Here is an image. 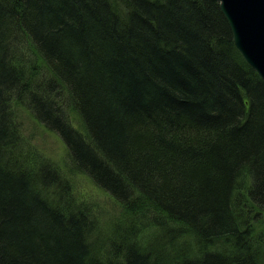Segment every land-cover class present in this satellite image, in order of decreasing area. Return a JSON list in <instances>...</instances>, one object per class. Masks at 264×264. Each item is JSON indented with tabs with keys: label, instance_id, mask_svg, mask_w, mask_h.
I'll list each match as a JSON object with an SVG mask.
<instances>
[{
	"label": "trees",
	"instance_id": "1",
	"mask_svg": "<svg viewBox=\"0 0 264 264\" xmlns=\"http://www.w3.org/2000/svg\"><path fill=\"white\" fill-rule=\"evenodd\" d=\"M17 106L120 204L109 239ZM0 264H264V80L217 1L0 0Z\"/></svg>",
	"mask_w": 264,
	"mask_h": 264
},
{
	"label": "rangeland",
	"instance_id": "2",
	"mask_svg": "<svg viewBox=\"0 0 264 264\" xmlns=\"http://www.w3.org/2000/svg\"><path fill=\"white\" fill-rule=\"evenodd\" d=\"M22 43L21 53L24 57H29L26 41L23 40ZM41 79H44L43 75H40L38 81ZM15 116L26 150L57 166L70 180L75 196L91 209L100 235L109 239L113 234V225H119L123 219L120 204L108 192L94 184L85 173L75 170L70 163L66 146L56 132L46 129L42 123H37L22 106L16 107Z\"/></svg>",
	"mask_w": 264,
	"mask_h": 264
},
{
	"label": "water",
	"instance_id": "3",
	"mask_svg": "<svg viewBox=\"0 0 264 264\" xmlns=\"http://www.w3.org/2000/svg\"><path fill=\"white\" fill-rule=\"evenodd\" d=\"M227 19L234 44L264 80V0H215Z\"/></svg>",
	"mask_w": 264,
	"mask_h": 264
}]
</instances>
